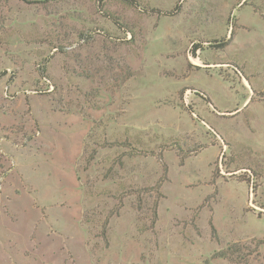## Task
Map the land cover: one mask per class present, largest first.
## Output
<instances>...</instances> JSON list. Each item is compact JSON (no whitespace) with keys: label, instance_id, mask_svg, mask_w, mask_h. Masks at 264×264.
Here are the masks:
<instances>
[{"label":"rangeland","instance_id":"obj_1","mask_svg":"<svg viewBox=\"0 0 264 264\" xmlns=\"http://www.w3.org/2000/svg\"><path fill=\"white\" fill-rule=\"evenodd\" d=\"M0 264H264V0H0Z\"/></svg>","mask_w":264,"mask_h":264}]
</instances>
